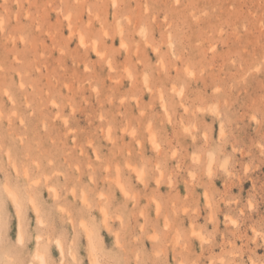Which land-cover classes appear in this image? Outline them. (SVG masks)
<instances>
[{
	"label": "rangeland",
	"instance_id": "rangeland-1",
	"mask_svg": "<svg viewBox=\"0 0 264 264\" xmlns=\"http://www.w3.org/2000/svg\"><path fill=\"white\" fill-rule=\"evenodd\" d=\"M0 200L9 264H91L88 230L98 264H264V0H0Z\"/></svg>",
	"mask_w": 264,
	"mask_h": 264
},
{
	"label": "bare ground",
	"instance_id": "bare-ground-1",
	"mask_svg": "<svg viewBox=\"0 0 264 264\" xmlns=\"http://www.w3.org/2000/svg\"><path fill=\"white\" fill-rule=\"evenodd\" d=\"M117 1V0H116ZM116 4V3H115ZM143 31V30H142ZM143 33V32H142ZM82 38V37H81ZM212 161V160H211ZM212 165V164H211ZM210 165V166H211ZM209 166V167H210ZM26 173V172H25ZM120 182V181H119ZM124 187H122V189H123ZM121 189V188H120ZM6 191H7V193H8V195L10 196V198H11V200H12V202H13V204L15 205V208H16V213H17V220H18V231H17V240H18V242L19 243H24L25 242V240H26V237H25V217H24V207H23V205H22V203L20 202V199H19V194H18V192H17V190H15L14 188H10V187H6ZM123 191V190H122ZM25 194H28L27 192L28 191H23ZM124 192H125V189H124ZM104 195V194H103ZM27 197H28V202H29V205H31L33 208H34V210L36 211V212H39V207H38V204H37V202H36V200L32 197V195L30 194V195H27ZM1 209H2V205H1V200H0V213H1ZM101 213L104 215H107L108 213L106 212V210H104V209H102V211H101ZM108 216V215H107ZM105 218H107L106 216H104ZM104 218V219H105ZM41 219V218H40ZM42 221V220H41ZM105 222H107L106 220H105ZM1 223H2V219H1V216H0V239H1ZM107 224V223H106ZM87 232V235H86V239H87V241H88V243H89V252H88V256H89V258H90V262H91V264H98L99 263V260H98V258L96 257L97 255H96V253H94L95 251H94V246H93V241H95V240H93L94 238H93V236H92V231L90 232L89 230L88 231H86ZM38 237L39 238H37L38 240H40V236L38 235ZM56 243H57V247L59 248V250L61 251V252H65L64 251V243H63V241L60 239V238H58L57 240H56ZM36 251V250H35ZM72 253V252H71ZM74 254V253H73ZM73 254H71V255H73ZM75 256V255H74ZM34 258L36 259V260H38V262L40 263V264H48V261H47V255L44 253V252H42V251H40V250H37L36 252H35V255H34ZM63 260V259H62ZM33 262H34V260H33ZM32 262L30 261V264H31ZM0 264H9V262L7 261V259H4V258H2L1 256H0Z\"/></svg>",
	"mask_w": 264,
	"mask_h": 264
}]
</instances>
